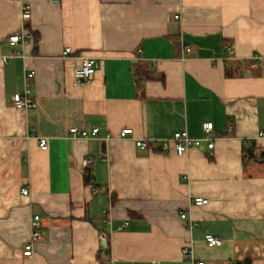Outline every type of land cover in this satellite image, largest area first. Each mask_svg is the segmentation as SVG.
<instances>
[{"label":"crops","instance_id":"obj_1","mask_svg":"<svg viewBox=\"0 0 264 264\" xmlns=\"http://www.w3.org/2000/svg\"><path fill=\"white\" fill-rule=\"evenodd\" d=\"M20 31L31 37L11 47ZM81 57L98 63L91 79L73 75ZM26 72L37 107L17 110ZM205 122L212 150L152 145L201 137ZM70 128L99 133L72 139ZM124 128L133 134L117 139ZM261 131L264 0H0V264H264ZM208 234L221 245L206 246Z\"/></svg>","mask_w":264,"mask_h":264},{"label":"built area","instance_id":"obj_2","mask_svg":"<svg viewBox=\"0 0 264 264\" xmlns=\"http://www.w3.org/2000/svg\"><path fill=\"white\" fill-rule=\"evenodd\" d=\"M52 2H59V0H50ZM30 17V6L27 4L21 3L20 7V19L22 21L28 20ZM174 19H178V16H175ZM31 36L26 33L25 31H20L16 32L12 35H10L7 39L8 44L11 47H14L18 44H23L26 39H29ZM72 53L70 48H65L62 53L61 57L62 58H67L69 55ZM191 53V48L189 47H184L182 56L180 58L181 61H185L188 58V55ZM17 55H20L17 53ZM98 68V63L97 61L92 58V57H81L79 58V66L74 69L73 75L76 79H84L88 80L91 79L96 70ZM34 72H26L23 74V82H24V89L23 91L16 92L12 95L11 98V104L14 109L17 110H29V109H35L37 107L36 102L31 98V85H30V80L33 78ZM201 131L202 135L201 137H192L189 135V133L186 130H181V131H176L174 132L170 138L168 139H162L158 141H154L152 145L157 144V146L160 148L162 151H167L169 149H173L174 152L178 156H184L187 154L192 149H197L202 143L206 144V147L209 150H212L215 145V141L217 138L214 136V128L212 122H205L201 125ZM99 133V128H93L91 132H86V131H79L76 128H70L68 130V135L69 138L72 139H90V138H97ZM133 134L132 129L130 128H124L119 131L117 134V139L122 140L125 138L130 137ZM259 139H264V131H261L257 134V137ZM112 139V136L107 135L105 140H110ZM38 147L40 150H46L47 149V140L45 138H38L37 140ZM136 148L139 150H147L148 149V144L141 139L135 140L134 141ZM245 146L250 148L252 146V141L247 140L244 142ZM92 162L91 158L86 159V165H90ZM90 192L93 194H97L98 191L95 187L89 186ZM23 195L28 194L27 190L22 191ZM208 204V200L206 198L202 197H194L191 200V205L193 206H204ZM105 213V212H104ZM181 220H185L186 214L185 213H180L179 215ZM39 220L38 216H35L33 218L34 222H37ZM128 224V222H123L122 228L125 227ZM191 228V226H190ZM39 234L37 232H32L31 237L29 241L24 244L23 250H22V256L28 259H31L34 255L33 251V246L34 243L39 240ZM104 246H105V239L103 240ZM204 243L208 247H216L221 245L222 240L218 237H215L213 235H206L204 237ZM103 246V247H104ZM183 256L185 259H188L190 261H193L194 258L187 249H184L182 252ZM196 264H203L201 262H198Z\"/></svg>","mask_w":264,"mask_h":264},{"label":"trees","instance_id":"obj_3","mask_svg":"<svg viewBox=\"0 0 264 264\" xmlns=\"http://www.w3.org/2000/svg\"><path fill=\"white\" fill-rule=\"evenodd\" d=\"M83 175H84V183L86 185H91L92 182H91V176L89 170L88 169L85 170Z\"/></svg>","mask_w":264,"mask_h":264},{"label":"water","instance_id":"obj_4","mask_svg":"<svg viewBox=\"0 0 264 264\" xmlns=\"http://www.w3.org/2000/svg\"><path fill=\"white\" fill-rule=\"evenodd\" d=\"M103 246H104V244H103Z\"/></svg>","mask_w":264,"mask_h":264}]
</instances>
